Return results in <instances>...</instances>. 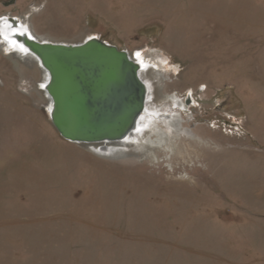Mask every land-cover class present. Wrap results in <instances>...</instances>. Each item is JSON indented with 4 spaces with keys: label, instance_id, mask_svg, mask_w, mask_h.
<instances>
[{
    "label": "rangeland",
    "instance_id": "obj_1",
    "mask_svg": "<svg viewBox=\"0 0 264 264\" xmlns=\"http://www.w3.org/2000/svg\"><path fill=\"white\" fill-rule=\"evenodd\" d=\"M11 1L0 17L36 7L54 42L150 52L203 145L94 155L53 129L40 69L0 52V264H264V0Z\"/></svg>",
    "mask_w": 264,
    "mask_h": 264
},
{
    "label": "water",
    "instance_id": "obj_2",
    "mask_svg": "<svg viewBox=\"0 0 264 264\" xmlns=\"http://www.w3.org/2000/svg\"><path fill=\"white\" fill-rule=\"evenodd\" d=\"M0 36L33 55L48 74L43 87L51 101L48 118L62 140L80 146L116 143L140 125L147 87L127 51L98 37L74 45L39 42L10 17H0Z\"/></svg>",
    "mask_w": 264,
    "mask_h": 264
},
{
    "label": "bare ground",
    "instance_id": "obj_3",
    "mask_svg": "<svg viewBox=\"0 0 264 264\" xmlns=\"http://www.w3.org/2000/svg\"><path fill=\"white\" fill-rule=\"evenodd\" d=\"M38 11L36 7L25 12L21 17L16 18L20 27L26 33L39 42L60 43L54 42L47 37L38 36L30 24L32 16ZM8 17V16H2ZM13 18V17H10ZM92 37L83 39L80 43ZM77 43V44H80ZM68 44V43H62ZM74 45V44H71ZM0 52L10 55L12 58L24 61L35 65L40 69L43 76L41 83L38 84L36 91L40 92L46 100V111L49 113L51 108V101L43 91V87L48 80V74L41 67L38 59L33 55L18 47L12 40L9 42L0 36ZM139 54V55H138ZM16 57V58H15ZM131 58L135 59L140 65V78L147 87L146 104L144 113L140 117L139 123L135 131L125 140L116 143H101L95 145L83 146L90 153L104 158H118V157H136L142 155L144 158L156 157V152H165L175 158L179 156L177 142L184 138L190 142H195L198 146L203 144L200 140L188 130H183V118L181 112L185 111V103L175 95H164L162 92L163 78L162 74L168 75L169 72L165 65H162L153 57L150 52L138 50ZM172 71V70H171ZM166 72L168 74H166ZM163 74V75H164ZM175 74V73H173ZM164 82V81H163ZM160 125H165L164 129ZM155 139V141H154Z\"/></svg>",
    "mask_w": 264,
    "mask_h": 264
},
{
    "label": "snow or ice",
    "instance_id": "obj_4",
    "mask_svg": "<svg viewBox=\"0 0 264 264\" xmlns=\"http://www.w3.org/2000/svg\"><path fill=\"white\" fill-rule=\"evenodd\" d=\"M14 43V42H13ZM139 55V54H138Z\"/></svg>",
    "mask_w": 264,
    "mask_h": 264
}]
</instances>
